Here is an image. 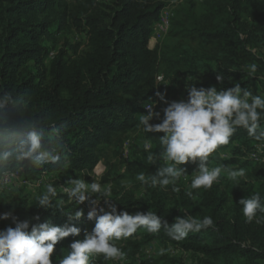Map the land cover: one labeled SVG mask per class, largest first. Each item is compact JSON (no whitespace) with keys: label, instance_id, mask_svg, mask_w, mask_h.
Returning a JSON list of instances; mask_svg holds the SVG:
<instances>
[{"label":"trees","instance_id":"trees-1","mask_svg":"<svg viewBox=\"0 0 264 264\" xmlns=\"http://www.w3.org/2000/svg\"><path fill=\"white\" fill-rule=\"evenodd\" d=\"M171 1L177 5L169 28L150 49L154 25ZM71 35L78 39L74 45L67 39ZM51 50L56 53L50 55ZM217 73L224 77L223 84L216 81ZM159 74L161 81L175 83L184 77L197 88L220 90L240 83L253 95L264 96V0H0V100L4 101L0 147L11 151L23 130L35 128L42 135V149L67 157L58 164H34L14 156L0 161V176L20 171L26 180L52 178L58 192L53 204L63 200L59 208L46 210L39 208L38 196L28 201L22 195H0V213L12 210L19 220L39 216V222L50 219L59 226L69 222L65 215L83 210L81 218L70 222L81 229L80 235L58 242L54 264L67 255L74 239H83L85 230L90 232L95 224L80 204L59 191L62 175L92 173L110 147L121 158L134 131H139L140 143L129 147L137 157L123 159L124 165L120 160L112 163L101 176L102 183L111 185L108 199L118 212L153 211L169 226L175 217L188 215L200 220L210 216L214 224L179 241L163 227L158 233L141 227L131 237L115 241L126 253L123 263L100 254L90 257L89 264H264V213L246 222L238 201L247 195L226 172L208 189H191L192 179L185 187L176 184L179 191L137 179L166 166L162 159L155 164L147 160L150 153L163 150L159 138L164 133H145L139 124L140 115L147 114L144 107L155 101L157 91L163 93ZM184 94L187 99L186 90ZM165 106L154 108L161 119ZM159 122L154 118L150 124ZM258 131H264V120ZM259 143L264 138L257 140L237 128L229 144L210 154L207 165L255 169L250 156ZM259 170L252 194L259 193L264 202V169ZM123 179L131 185L124 186ZM188 191L192 197L186 195ZM7 226L14 227L11 220L0 221V229ZM150 242L181 251L190 263L168 251L145 257L142 247Z\"/></svg>","mask_w":264,"mask_h":264},{"label":"clouds","instance_id":"clouds-1","mask_svg":"<svg viewBox=\"0 0 264 264\" xmlns=\"http://www.w3.org/2000/svg\"><path fill=\"white\" fill-rule=\"evenodd\" d=\"M176 5L177 2L173 1L174 8ZM154 34L153 29L150 38L153 45H149L150 40L148 43L150 49L165 36L156 41ZM250 71H256L255 64ZM215 78L218 84H223L224 77L221 74L217 73ZM232 84L231 88L220 90L216 86L197 88L195 84H190L185 86L187 99L180 101H168L166 93L156 92L158 100L166 105L162 109V119L161 112L154 111L156 97L155 101L144 107L147 114L140 115L139 124L143 126L145 133H164L159 138L163 150L158 154L150 153L147 160L150 164H155L158 159H162L166 166L158 168L154 175L148 177L143 173L139 174L137 179L141 183L152 187L172 185L173 191H179L177 182L182 176H187L186 170L180 165L197 161L198 168L194 171L191 189L211 188L222 172H226L227 178L232 181L245 176L244 169L231 170L224 165L212 168L207 166L210 154L219 146L229 144L230 137L237 128L246 129L248 135L257 140L264 138V131H258L264 120V96L253 95L251 91L242 88L240 83ZM3 104L4 101L0 100V107ZM154 118L160 122L150 124ZM149 147L150 145H145L146 149ZM13 156L18 161L29 160L34 164H58L62 156L67 159L62 153L53 154L51 150L42 149V135L35 128L23 130L22 137L11 151L0 147V161ZM68 184L70 187L64 188L67 198L78 204L87 201V219L94 220L95 224L90 232L85 230L83 239H74L68 245L67 255L56 264H89L90 257L100 254L105 259L123 261L126 253L117 247L115 241L131 237L141 227L149 233H158L163 227L171 239L179 241L186 238L189 232H199L214 224L210 216L200 220L188 215L175 217L174 223L169 226L166 221L162 224L163 218L153 211H135L130 214L122 209L118 212L117 206L108 199L112 195L111 185L102 186L96 181L87 183L84 179L71 177ZM92 194H98V197ZM186 195L192 197L193 193L188 191ZM57 197L56 188L48 184L37 198L39 208H59L63 200L54 205L53 201ZM102 200L106 207L100 206ZM238 205L242 206V214L249 223L258 212L264 213V202L259 193L241 198ZM83 215V210H76L74 214L65 215L69 222L57 226L50 219L39 222V216L19 220L12 210L0 213V221L11 220L14 225L0 229V264H54L52 257L56 245L64 238L80 235L81 229L70 222Z\"/></svg>","mask_w":264,"mask_h":264},{"label":"rangeland","instance_id":"rangeland-1","mask_svg":"<svg viewBox=\"0 0 264 264\" xmlns=\"http://www.w3.org/2000/svg\"><path fill=\"white\" fill-rule=\"evenodd\" d=\"M67 39L69 40V43L72 45L76 44V42L78 40L76 38V35H71V36L67 37ZM150 44H152V42ZM50 53H51L50 55L55 54L56 50H51ZM46 61H49V60L46 59ZM159 77H162V74L158 75V81L163 82V81H161V79H159ZM164 81H166V80H164ZM167 83L168 82H166V85H168V87L163 90V93H166V99L168 101L186 100L184 90H185V86L190 85L188 80H186L184 77H182L179 79V81H177L175 83H172V82H169L168 84ZM157 104H163V102H160L158 100V97L156 99L155 107L157 106ZM127 140H130L131 142L126 141L124 143L121 158H118V156L116 157V154L113 152L114 151L113 148L110 147L104 151V153H105L104 156L102 157V159L100 160V163L93 170L92 173H78V174H75L74 176L62 175V177H61L62 183H58L59 191L66 194L64 192V188L70 187V185L68 184V179L70 177L73 179H75V178L84 179L85 182H87V183H91L92 181H96V182H99L102 186H107L106 183L101 182V176L106 171L109 170L112 163H115L117 165L119 163V160H120L121 163L124 165L125 162L123 159H125L128 162L129 160L135 159L137 157V154L135 153V151H132V148H130L129 146H130V144L131 145H137L140 143L139 131H134V132L130 133L129 139H127ZM146 144H148V143H145V145ZM223 159H224V156H223ZM252 163H254L256 168L255 169H244L245 170V176L238 177L237 180L235 181V184L238 185L239 189L242 191V194L247 195V196L252 195V192L257 185L256 175L261 174L259 169H264V155L262 156V158L259 162H252ZM207 166L209 168H212V167H216L217 164L213 163L212 165H207ZM180 167L184 168L186 170L187 176L186 177L182 176L179 179V181L177 182V185H179L181 187H185L188 185V181L194 177V175H195L194 171L197 170V168H198V162H195V163L188 162V163L180 165ZM123 171H124V168L122 167V168H120L119 173H122ZM11 180H12L11 183L7 187L1 186V184H0V195H8V197H13L16 195H22V196L28 198V201H32L35 197L42 194L45 191L46 186L48 184H52L55 182L52 178L49 179L45 176L41 177L39 180L24 181L22 176L18 175L16 177H13ZM122 184H124V186H126V187L131 185L130 182L126 179L122 180ZM92 195L98 197V194H92ZM137 195H139V196L142 195V189L141 188L138 189ZM66 198H67V194H66ZM68 200L72 201L70 199H68ZM80 206L86 212H88L89 206H88L87 201L81 203ZM100 206L106 207L103 200L101 201ZM142 251L145 254V257H157L158 255L168 251V253H170V254L175 253L176 255L181 256L184 261H186L187 263H190V257L188 255L182 253L181 251H174V250L165 249L161 245H158L154 242H150V243L144 245L142 247ZM123 262H124V260L122 261V263Z\"/></svg>","mask_w":264,"mask_h":264},{"label":"built area","instance_id":"built-area-1","mask_svg":"<svg viewBox=\"0 0 264 264\" xmlns=\"http://www.w3.org/2000/svg\"><path fill=\"white\" fill-rule=\"evenodd\" d=\"M173 1H171L160 13L159 15V20L157 21V23L155 24V27H154V38L155 40L157 41L158 39L162 38L168 27H169V24H170V18L172 17L173 15ZM159 82V81H158ZM166 82L167 81H163L161 82V87L163 89H165L168 85H166ZM168 84V83H167ZM157 97V96H156ZM149 104V103H148ZM264 149V143H259L258 145H256V149L255 151L252 152L251 156H250V159L254 162H259L261 160V156L259 155L260 152H262ZM18 175H21L23 180L24 181H29V180H26L24 178V175L22 172L20 171H16V172H5L3 173L1 176H0V184L1 186H5L7 187L10 183H11V179L13 177H16ZM172 255L175 254V253H171Z\"/></svg>","mask_w":264,"mask_h":264},{"label":"bare ground","instance_id":"bare-ground-1","mask_svg":"<svg viewBox=\"0 0 264 264\" xmlns=\"http://www.w3.org/2000/svg\"><path fill=\"white\" fill-rule=\"evenodd\" d=\"M151 42H152V44H150ZM150 43H149V45L152 46L153 45V40H150Z\"/></svg>","mask_w":264,"mask_h":264}]
</instances>
